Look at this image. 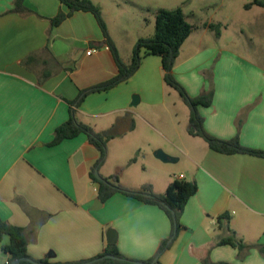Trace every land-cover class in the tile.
Returning a JSON list of instances; mask_svg holds the SVG:
<instances>
[{
	"label": "crops",
	"instance_id": "0c3cea01",
	"mask_svg": "<svg viewBox=\"0 0 264 264\" xmlns=\"http://www.w3.org/2000/svg\"><path fill=\"white\" fill-rule=\"evenodd\" d=\"M15 1L0 0V218L26 230L28 253L37 260L66 263L93 258L102 253L109 229L117 231L116 244L125 257L152 259L173 232L167 213L123 193L102 202L99 184L90 178L99 152L85 134L50 145L55 129L69 119V101L117 74L96 18L78 11L53 26L51 19L68 13L58 0H24L29 12L23 14L13 11ZM92 1L100 6L122 61L129 64L137 40L155 34V17L149 20L148 34L126 39L125 26L111 24L112 13L124 10L123 1ZM247 4L249 15L240 18L238 27L229 13L223 22L207 18L193 24L197 30L184 42L173 74L192 97L213 86L212 105L198 108L209 134L221 140L239 136L243 146L264 151V7L247 9ZM160 8L164 7L156 6L154 11ZM206 23L221 24L220 35L215 36ZM244 38L254 44L255 61L246 55ZM237 42L239 54L232 48ZM90 48L99 51L87 55ZM211 66L214 85L201 76ZM163 76L161 58L147 56L129 80L90 94L76 108V117L102 132L126 113L133 116L139 103L164 105ZM158 134L172 144L175 151L166 155L173 161L156 157L160 146L144 152L142 159L133 158L145 141L140 133H126L108 143V156L99 171L105 178L117 175L131 191L150 184L159 195L173 179L197 182L198 192L181 215L178 237L162 254L160 264H204L205 260L264 264L257 248L245 250L240 259L239 249L218 245L232 230L247 245L264 247V158L222 154L190 134L187 139L175 133L180 144L166 133ZM129 161L135 167L127 170ZM180 162L184 171H167L166 163ZM226 213L229 227H221L218 217ZM9 242L8 236L0 238V264H7L2 246Z\"/></svg>",
	"mask_w": 264,
	"mask_h": 264
},
{
	"label": "trees",
	"instance_id": "16d2710c",
	"mask_svg": "<svg viewBox=\"0 0 264 264\" xmlns=\"http://www.w3.org/2000/svg\"><path fill=\"white\" fill-rule=\"evenodd\" d=\"M23 1L24 0L15 1V7L13 9L14 12L21 14L29 12L23 5ZM58 1L68 9V13H59L55 18L51 19L52 25L57 26L73 12L84 11L93 14L105 38L104 44L109 46V49L114 56L117 65V74L104 83L82 90L75 100L69 101L71 106L69 119L55 129L54 138L50 145L56 146L64 140L73 139L81 134H85L88 137L89 143L99 152V159L94 169L90 172L91 180L99 184V199L102 202H105L114 194L123 193L125 195L132 196L143 203L158 205L171 219L173 223V232L170 238L163 240L160 243L156 255L147 261H138L127 258L119 251L117 244L105 243L102 253L93 258L77 262L51 263L47 259L37 260L32 258L28 253L29 242L26 230L22 227L11 225L0 218V238L2 239L4 236H8L10 238L9 244L2 246L3 252L8 255L7 264H82L100 258L102 259L92 264H160V257L171 247L172 243L178 237L182 228L180 223L181 215L190 198L198 192L197 182L194 180L188 181L185 179H173L167 186L165 192L159 195L154 193L150 184L144 185L138 191H131L121 185L117 175H113L108 178L100 175L101 179L99 180L95 176V171L99 170L100 166L107 159L108 143L117 137L133 131L135 129V120L131 114L126 113L125 115L119 117L109 129L102 132H96L91 126L77 119L76 108L80 107L90 94L109 91L122 82L129 80L140 69L143 59L147 56L154 55L161 58L164 71V82L167 86L178 92L184 103L189 108L190 126L188 133L191 136L202 138L208 144L210 149L222 154H248L264 158V151L243 146L239 140V136H236L231 140H221L209 134L204 127L205 120L199 113L198 108L200 106L210 107L212 105L214 97L213 86H211L210 90L207 92H204L197 97H192L187 92L186 88L175 78L173 70L181 48L195 29V26L188 21L182 7L174 9H158L155 14V34L152 37L139 38L133 47L131 62L129 64H125L119 55L114 41L110 37L100 6L95 4L92 0ZM254 5L264 7V0H253L251 3L246 5V8L249 9ZM204 26L213 31L216 36H219L221 33V24L206 23ZM30 60L31 57L26 59V61ZM218 223L221 227L224 224L229 227L230 215L226 213L219 216ZM230 231L231 234L222 238L218 242V245H230L239 249L241 253L239 255L240 259L244 258L242 252L251 248H257L261 254L264 255L263 246L258 244L247 245L242 240L237 239L234 231ZM110 256L115 258H110ZM204 264L226 263H213L210 260H205Z\"/></svg>",
	"mask_w": 264,
	"mask_h": 264
},
{
	"label": "rangeland",
	"instance_id": "374dc122",
	"mask_svg": "<svg viewBox=\"0 0 264 264\" xmlns=\"http://www.w3.org/2000/svg\"><path fill=\"white\" fill-rule=\"evenodd\" d=\"M123 1L122 5L124 10H115L111 16V24H116L125 30V37L128 36L136 37L137 34H148L149 30V20H153L156 12L154 11L156 6H163L167 9H174L177 7L184 8L186 14L188 15V20L192 23L200 25L202 20L207 18H215V21H222L226 13L231 14L232 19L236 20V26L240 24V18L242 16L248 17L249 13L245 10L246 2H252L253 0H120ZM122 23V25H120ZM217 24V23H216ZM194 25V26H195ZM195 26V30L197 27ZM193 31V32H194ZM222 31V27H221ZM212 32V31H211ZM215 35V33L213 32ZM216 36V35H215ZM233 40H235L233 38ZM239 42L232 43V48L238 54L240 53ZM245 52L249 60L255 61V48L254 44L250 41L242 42ZM203 57L199 58L203 61ZM216 64V63H215ZM209 70L203 71L201 76L206 77L209 82H213V67L207 68ZM236 68L233 67V70ZM139 77V76H138ZM136 79V85L140 86V82ZM152 88L155 96V79L152 80ZM165 104L158 105L156 107L147 105L145 103H139L136 106V113L133 114L135 120V129L128 133H140L143 141L141 143L142 150L136 151L133 158L142 159L144 152H151L155 146H160L159 150L167 154L168 150L175 151L172 144L165 140L158 133H166L178 143L177 138L175 139V133H182L187 139H191L188 133L189 129V116L190 111L188 106L184 103L180 95L176 90L169 87L165 83ZM139 94L136 95L138 98ZM112 145L110 146V153L112 151ZM112 155V154H111ZM168 155V154H167ZM108 156V155H107ZM148 162V161H146ZM132 162L129 161L125 165L127 170L135 167L134 165L129 166ZM167 167H170L169 172L179 174V172L184 171L182 168V162L180 163H166ZM129 167V168H128ZM137 167V166H136ZM99 174L100 171L98 170Z\"/></svg>",
	"mask_w": 264,
	"mask_h": 264
},
{
	"label": "water",
	"instance_id": "95a60500",
	"mask_svg": "<svg viewBox=\"0 0 264 264\" xmlns=\"http://www.w3.org/2000/svg\"><path fill=\"white\" fill-rule=\"evenodd\" d=\"M135 101L138 100L137 97L134 98ZM156 157L161 159L162 161H173L174 159L172 158H169L164 152H162L161 150H158L157 153H156ZM95 176L100 180L101 177H100V174L98 172V170L95 171ZM117 237H118V234H117V231L114 230V229H109L106 233V240H107V243L109 244H116L117 243ZM109 258V256H108ZM110 258H115L113 256H110ZM102 258L100 259H96L94 261H90V262H86V263H82V264H92L98 260H101Z\"/></svg>",
	"mask_w": 264,
	"mask_h": 264
},
{
	"label": "built area",
	"instance_id": "2783aa9c",
	"mask_svg": "<svg viewBox=\"0 0 264 264\" xmlns=\"http://www.w3.org/2000/svg\"><path fill=\"white\" fill-rule=\"evenodd\" d=\"M105 48H106V49H109V46H108V45H105ZM98 51H99V49H96V48H90V49L87 51V55H91V54L96 53V52H98Z\"/></svg>",
	"mask_w": 264,
	"mask_h": 264
}]
</instances>
